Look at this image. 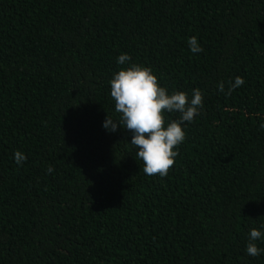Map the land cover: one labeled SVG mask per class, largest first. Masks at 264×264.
<instances>
[{"label": "trees", "instance_id": "trees-1", "mask_svg": "<svg viewBox=\"0 0 264 264\" xmlns=\"http://www.w3.org/2000/svg\"><path fill=\"white\" fill-rule=\"evenodd\" d=\"M0 264H264V0H0Z\"/></svg>", "mask_w": 264, "mask_h": 264}]
</instances>
